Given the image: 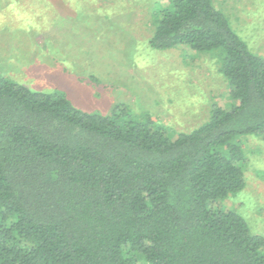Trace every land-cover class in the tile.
Wrapping results in <instances>:
<instances>
[{
	"label": "trees",
	"instance_id": "trees-1",
	"mask_svg": "<svg viewBox=\"0 0 264 264\" xmlns=\"http://www.w3.org/2000/svg\"><path fill=\"white\" fill-rule=\"evenodd\" d=\"M152 49L217 55L229 107L176 137L124 104L87 112L0 77V264H264V236L215 204L264 141V56L215 0L153 8Z\"/></svg>",
	"mask_w": 264,
	"mask_h": 264
},
{
	"label": "rangeland",
	"instance_id": "rangeland-1",
	"mask_svg": "<svg viewBox=\"0 0 264 264\" xmlns=\"http://www.w3.org/2000/svg\"><path fill=\"white\" fill-rule=\"evenodd\" d=\"M165 0H0V77L63 93L78 108L110 114L121 104L176 137L229 107L217 55L155 50L153 8ZM253 51L264 56V0H215ZM246 187L215 204L264 236V141L242 138Z\"/></svg>",
	"mask_w": 264,
	"mask_h": 264
}]
</instances>
